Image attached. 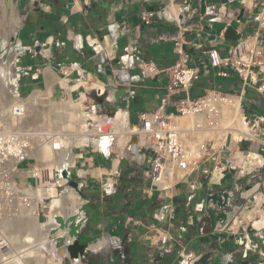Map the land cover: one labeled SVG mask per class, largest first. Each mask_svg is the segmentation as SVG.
<instances>
[{"label": "crops", "instance_id": "obj_1", "mask_svg": "<svg viewBox=\"0 0 264 264\" xmlns=\"http://www.w3.org/2000/svg\"><path fill=\"white\" fill-rule=\"evenodd\" d=\"M5 1L7 8L13 9L14 15L19 19L21 24H16L20 26V30L27 25L37 28L33 44L25 45L19 38L14 44L16 48L21 46L25 48V52L18 54L17 62L19 67L28 70L21 75L16 74L17 87L20 88L21 79L30 77L31 82L37 86L33 88L32 94L37 91L50 92L51 98H72L73 100H78L83 94L89 101L95 96L93 90L97 89H89V85H103L108 91L115 93L116 105H109L104 100H98V103L103 104L102 107L107 104L110 109L126 107V104L130 103L131 121L133 118L131 101H128V96L123 89L116 91L113 88L114 84L122 82L121 78L116 76V71L122 70L133 81H138L140 77H143L142 71L138 67L143 62L153 63L162 70L174 68L179 62V56L173 38H180L188 43L187 50L195 58L192 65L199 66L201 69V80L195 84L192 94L203 92L202 96L207 91L223 90L224 87L227 89L226 93H236L240 91L243 84L241 75L232 66L220 65L215 68H206L204 65L208 62L210 52H216L221 59L225 60L231 57L234 48L240 42H247L251 50L264 51V27H261V23L264 22V0H216L215 3L213 0ZM22 2L26 4L25 7L22 6ZM186 6H190L191 12L195 13L191 19L189 17L191 13L186 14L184 11ZM144 10L159 12L160 15L154 25L147 26L142 23L141 14ZM230 27L237 31L236 35H241L242 38L239 42L226 39V32ZM123 31L127 33L124 34ZM39 34L43 38H39ZM121 41L124 43L123 47H121ZM195 45L197 48L202 46V49H197ZM131 51L133 52L131 53ZM29 55L42 66L36 68L22 66L24 57ZM88 66H91L95 71H88ZM49 72L50 74L54 73L55 79ZM252 72L251 84L247 89L244 105L248 103L247 110L250 113L264 116V94L258 91L259 87L264 85V73L255 67L252 68ZM80 74H84V76ZM168 83V76L163 74L156 79L140 84L138 89L152 91L153 95L165 92V96L151 111L138 114L139 125L136 127L141 125L142 117L145 114L154 112L163 105ZM117 94H120L119 101L116 99ZM100 109L105 112L103 108ZM115 113L116 111L113 115ZM105 115L112 116L106 112ZM245 128L249 130L247 126H244L243 129ZM116 140L118 141L116 145L123 150L125 147L123 140L121 142L118 138ZM232 143L234 144V142ZM233 144L222 154H212L213 160L202 164L198 172L203 167H205V171L212 172L215 165L214 159L217 157L228 162L230 156L235 155L238 163L242 165L244 156L248 152H255L260 153L259 155L264 160L263 147L259 144L247 141L238 142V149L235 148V145L233 147ZM246 144L248 147L244 150L242 146ZM120 157L110 149L109 152L98 151L97 153L86 150L77 153L74 164L71 162L70 170L73 178L74 174L77 176L76 180L82 178L81 182L85 183L86 188L89 180L94 179L102 182V188L103 186H114L118 190L117 195L113 197H107L103 191L100 203L106 206L110 214L122 217L121 221L115 225L112 220L108 221L111 226L110 230L104 235L97 233V242L84 245L81 243V237L90 231L91 227V218L84 211L87 223L79 235V245L72 248L74 258L85 257L86 262L83 264H109L107 248L102 247L99 250H94L102 245L99 244V241L108 234L120 238L126 245L128 256L126 264H182L178 254L183 248L203 257L197 264H264V231L259 232L258 237L252 236L256 247L245 252L242 244L239 246L237 243L241 242L240 240L246 241V237L216 233L218 217L214 211L207 208L210 194L217 195L220 200L212 203L219 207H226L228 222L234 221L244 207L237 204L236 197L230 202L228 198H224V191L232 190V187L225 189L224 183L229 177H232L229 181H232L234 186L235 180L240 178L239 173L228 174L221 183L216 174L212 180V176L208 180L206 174L199 175L194 183H191L189 179L190 184L186 185L190 186L191 197L185 208L189 218L180 222L177 227L178 236H174L171 231L174 241L170 242L165 249H156L154 244L145 238V234L148 226L167 227L166 223L154 220V215L163 207L164 202L160 199L156 186L145 175L149 166L134 165L127 159L117 161ZM117 166L121 170L120 176L113 174L114 168ZM100 169L104 171L101 176L97 177L98 175L91 174V171L95 170L96 172ZM245 180L249 182V178H244V182ZM193 186L198 189L196 193ZM179 187L176 199L166 202L173 205L174 220H177L178 211L182 208L178 201ZM86 188L83 189V193ZM262 192H264V188H262ZM194 194H197V199L194 198ZM261 197L264 198V196ZM139 198L142 199L139 200ZM109 200L113 201L109 202ZM259 200V196L253 197L246 213L239 217L243 228H248L252 223L246 219L247 213L254 212L259 207H262L264 211V204H259ZM89 201L95 205L99 203L96 199ZM204 203L206 207L202 211V207L199 205ZM145 207L147 214L143 215L141 212ZM130 209L140 210V213L138 216L129 215L125 218ZM151 209L154 212L150 216L148 212ZM83 217L82 219L77 217L79 225H81ZM191 218L192 225L189 224ZM105 219L107 220L106 214ZM201 220L206 225L205 231L202 229L204 224ZM138 221L143 222V225L137 224ZM122 226L124 234L121 232ZM183 227L187 231H181L180 228ZM98 228L100 231L105 230L104 223H99ZM128 238L131 239V242ZM67 243L71 242L67 240ZM64 246L63 252L67 249V245ZM114 255L118 256V262L114 259V262L110 263L123 264L120 255L117 252ZM230 255H233L232 259Z\"/></svg>", "mask_w": 264, "mask_h": 264}, {"label": "built area", "instance_id": "obj_2", "mask_svg": "<svg viewBox=\"0 0 264 264\" xmlns=\"http://www.w3.org/2000/svg\"><path fill=\"white\" fill-rule=\"evenodd\" d=\"M184 11L186 14L191 13L189 15L190 19L195 16V13L191 12L190 6H186ZM159 15V12L144 10L141 14L142 23L147 26L154 25ZM261 27H264V22L261 23ZM123 33L126 34L127 32L123 31ZM173 39L176 43V52L179 56V62L174 68L162 70L153 63L143 62L138 66L143 76L140 77L138 81H133L124 71L119 70L116 71V76H119L122 82L119 81L113 85L116 91L123 89L128 96V101H131L136 96L135 90L140 87L142 82L144 83L147 80L156 79L163 74H166L169 78V83L166 87L167 95L163 101V105L156 111L145 114L142 117L140 126L136 127L131 123L130 103L126 104V107H118L115 109L116 112H125L127 115L129 133L127 134L125 150L129 152L131 156L125 159L134 165L149 166L148 172L145 175L156 186L160 194V199L164 202V205H162L163 207L154 215V220L159 223H166L167 227L158 228L156 225L148 226L147 233L145 234V238L154 244L153 246H155L156 249H165L170 242L175 240L171 234L175 212L173 210V205L167 204L166 202L176 199L178 187L183 184H190V177L200 170V166L213 160L212 154L216 153L219 155L227 148H231L230 146L233 144L234 135L230 129V124L234 120V115L236 117V112H239V110L241 111L240 117L243 123L249 127L252 133V136L242 138L240 142L247 141L252 144H259L263 147L262 151H264V116L255 113L249 114L244 105L247 89L251 84V75L253 74L252 68H259V70L264 73V51L251 50V48L247 46V42H240L234 48L231 57L228 59L223 60L216 52H210L208 54V62L204 66H206V68H215L220 65L234 67L243 79L242 87L240 91L236 93H226L221 90L207 91L204 96L193 99L192 90L195 84L201 80V69L199 66L192 65L195 58L191 52L187 50L188 43L180 40V38ZM98 44L100 45V43ZM195 47L197 48V45H195ZM201 47L202 46L197 49L201 50ZM126 51H129V49H126ZM132 52L133 51H131V53ZM27 71L28 70L19 67L17 62V74L21 75ZM81 76H84V74ZM104 88V92L98 89L100 92L91 98V101L86 107L85 115L95 114L104 118L105 112L100 109L101 107L99 106L101 105H99L98 100H104V102L109 105H116L115 93L113 94L108 91L106 87ZM16 90L19 98L23 99L20 96L19 87H16ZM258 91L264 94V85L260 86ZM112 110L114 109L112 108ZM13 117L20 121L14 128H9L7 126L6 118H0V217H2V219L14 215L15 213H20V205L28 204L25 199L23 200V198L20 197L25 190L38 191L39 189L47 190L51 188L48 182L42 185V180L38 176L39 162L37 158L34 157V152L44 143H54L55 152H61L64 150L63 142L67 140L63 135L52 132L33 133L32 130H25V128H23V120L25 118V111L23 108H15ZM185 117H193L191 122L192 125L182 124L180 119ZM87 121L86 133L92 134L91 136L99 141L105 139L115 141V137L112 134L109 135L114 131L111 126L110 130L103 131V128L101 127L100 129L98 126L99 124L95 123L93 120L88 119ZM225 132H227V136L224 143H222V140H216L220 135H224ZM202 137L205 139L204 141H200ZM133 138L140 139V143H132ZM142 141L144 143L143 145ZM91 145L93 146V150L90 151L97 153L99 150L96 149L94 144ZM90 147L89 145L87 147L72 148L71 157L76 158L77 149L86 151ZM109 149L111 152H114L112 146ZM134 149L137 150V155L134 153ZM253 154H257L261 158L259 163L253 164V160L250 159ZM259 154L260 153L248 152V154L244 156L242 165L238 163L235 155H231L227 163H224L217 157L214 159V170H212V172H205L208 180L210 176H212V180L216 174L219 177L220 183L228 174L239 173L240 178L235 180L232 190L228 192L224 191L225 194H223L224 198L229 199V202L236 197L237 204H239L240 207H244L234 221L229 223L227 217L228 210L225 209L226 207L214 205L211 199H209L210 202L207 208L214 211L218 217L216 233L246 237V241L240 240L241 242L237 243L239 246L242 244L245 252H247L246 250L248 249L250 250L256 247L253 237H258L259 235V231L254 227L253 222L248 228H243L239 221V217L246 213V209L252 203L251 199L253 197L255 198L256 195L264 196V192H262V188H264V160ZM27 162L33 163L32 172H23L21 170V166ZM71 162H73V160L66 161V164L70 167ZM247 163H249L248 168H246ZM70 169L71 167L69 170ZM61 170L55 169L54 172L46 171L44 173L45 179H48L50 183H55V189L59 192V196L63 197L66 195L68 189L77 190L70 186L67 179L62 177ZM25 173L30 175L25 176ZM52 174H54V177H52ZM24 178L34 179L36 185L27 187L20 186L19 180ZM244 178H249V186L245 184ZM81 179L82 178L78 181L81 182ZM63 180L67 182L61 184ZM218 185L220 186L221 184ZM84 188H86V185ZM84 188H82V190ZM193 189L195 193L198 191L195 186H193ZM103 191L107 197H113L118 193V190L114 188V186H103ZM212 196L217 195L210 194V197ZM194 198L197 199V194ZM85 202L89 203V200H84V204ZM199 206L202 207L201 210L204 211L206 204H200ZM83 207L84 206L81 208V214L84 215V217L81 225H78L79 233H81V230L85 228L87 223ZM79 216L77 217L79 218ZM191 220L192 218L189 220L190 225H192ZM76 222L75 224L77 225ZM201 222L204 224L202 229L205 231L206 225L204 221L201 220ZM136 223L143 225L141 221ZM180 230L187 231L184 227L180 228ZM70 231L69 227V235ZM71 238H74L75 241V237ZM105 239L110 242L108 246H103V248H107L109 251L108 262H114V253L117 252L123 264H126L128 256L126 254V245L124 242L120 238L108 234L100 241ZM128 240L131 242L130 238H128ZM74 241L69 244H73ZM64 244H67L66 241ZM178 255L182 264H197L203 258L189 251L187 248L181 249ZM232 256L233 255H230L231 259ZM84 258L85 257L71 258L68 253L65 261L69 260L71 264H83Z\"/></svg>", "mask_w": 264, "mask_h": 264}, {"label": "bare ground", "instance_id": "obj_3", "mask_svg": "<svg viewBox=\"0 0 264 264\" xmlns=\"http://www.w3.org/2000/svg\"><path fill=\"white\" fill-rule=\"evenodd\" d=\"M5 6H6V1L0 0V8L2 9V7L4 8ZM10 21L11 23L10 25H8L7 29L5 28V31H3V35L9 43L13 44L20 30V26H18L16 23H13L14 21L12 20ZM0 22H1V18H0ZM247 46L250 48L249 44H247ZM23 52H25V49H22L21 47L20 48L13 47V48H10V50L8 51V59L4 60L0 58V99L2 97H6V99L8 98V101H9V104L7 107L0 108L2 110L3 115H5L4 118L9 120V122H12L14 126L20 123V121L17 120V118L13 117V112L15 108H18V107L23 108L25 111L24 120H27V119H30V111L34 110L36 111V113H39L41 111H45L48 108L50 109V107L53 106L52 111L54 112L56 111L57 113L59 112L62 115V117H64L62 121H63V125H65V128L66 129L68 128L71 131L73 130V132L75 131L76 133L66 138L67 140H64L63 142L64 150L61 152H55L54 143L41 144L42 146L36 152H34V157H36L39 162L38 164V172H39L38 174L39 175L38 176L42 180V185H45L46 182L52 185V187H54V190L53 189H50V190L51 192L53 191L52 193L56 197H54L53 203L50 204L51 213L49 216V222L46 224L47 225L46 231L43 233L41 223L38 219V211L40 212L41 207L46 209V205H48V202L50 200L47 198L45 199V196H46L45 194H43V197L41 198L40 197L41 195H39V191L25 190L24 193L20 195V197H22L23 200L25 199L28 202V204L20 205V208H21L20 215H19V218L17 217V222H16L18 227H20V229L18 230L21 231V228H22L27 233L31 232L30 234H28L27 237H29L32 242L34 241L35 243H33V245L35 244L36 246L32 245L31 246L32 249L29 248V250L27 248L26 249L22 248L24 249L22 252L14 253L17 255L14 259H16L19 262L21 261L22 258H25L29 254L39 253V257L37 258L40 259L41 264H62V258L57 256L56 248L54 247V243L51 240L53 237L51 236L52 229L61 228V226L70 227L71 222H72L71 218L75 217L76 218L75 222H76L77 216L79 215H80L79 219H82L84 215L81 214V208L84 205V200L79 194V192L73 189H68L66 192V195L59 198L60 197L59 192L55 189V183H50L48 179H45L44 172L46 171L54 172L55 169L61 170L64 168V165H67L66 161H69V160H73V164H74L75 158L71 157V149L74 147H87L91 144H94L99 151H104V152H109V148L112 145H114V148H115L114 150L118 151L119 149L120 152L122 153L121 157L117 159V161H121L122 159L130 157L131 154L125 150V147L123 150H121L116 145L118 143V141L116 140L117 138L120 139L119 142L123 140L124 144L126 143L127 134L129 133L127 115L125 112H121V111L116 112L111 117L104 114V118L97 116L95 114L85 115L86 107L88 103L91 101V99L89 101L86 100L85 95H81V97L77 101H74L72 98H68L67 101L60 102L56 105L51 101L50 92L44 93V92L37 91L29 99L19 98L17 90H16L18 78L16 76L15 64L17 62L16 59H17L18 54H22ZM50 75L54 77L55 79L53 72H51ZM93 88H97L93 90L95 95H97L98 92H100V90L104 92L103 85H91L90 84L89 89H93ZM54 105H55V108H54ZM236 114H237L236 117L234 115L233 117L234 120L230 124V129L234 135L233 147L235 145V148L238 149L237 147L238 142L240 143L242 138L252 136V133L249 131L250 129L249 130H247L246 128H245L246 130L243 129L244 126H247V125L243 123L242 118L240 117L241 111L239 110V112H236ZM88 119H91L95 123L99 124L98 126L100 127V129L102 127L103 131L110 130L111 129L110 126H111L112 130L114 129V131L110 133L109 135L112 134L115 137V141L111 139L110 140L105 139L103 141L101 140L96 141L95 140L96 138L94 139V137L89 135V133H86V124L88 122L87 121ZM192 119L193 117H189V118L185 117V118H181L180 121L182 122L183 125L185 124L192 125L191 123ZM226 133L227 132H225L224 135H220L216 140H222V143H224L226 140V136H227ZM204 140L205 139L203 137L200 139V141H204ZM132 143L139 144L140 139L133 138ZM143 144L144 143L142 141V145ZM134 151H135L134 153L137 155V150L134 149ZM250 159L253 160L252 161L253 164H256V163H259L261 158L257 154H253ZM248 167H249V163L246 164V168ZM94 172L95 170L91 171V174L93 176L98 175L97 177H99L103 174L104 171L100 169V170H97L95 174H93ZM113 174L116 176L121 175V170L118 166L114 168ZM26 175H29V174L26 173ZM52 177H54V174H52ZM66 182H67L66 180H63L61 181V184H64ZM259 204L261 205L264 204V198H260ZM59 216H62V217H59ZM245 217L247 220L254 223V227L259 232L264 231V211L262 207H259V209H257L254 212L247 213ZM76 223L77 225H79L78 222ZM68 231L60 230L59 233L60 235L67 236L68 242H73L74 238H71L69 236ZM11 237H13V235ZM14 242H16L14 241V239L12 241L11 240L8 241L7 238L4 241L0 240V254H2L1 258L7 256L9 252L14 250L15 248ZM59 242H60V239H59ZM59 242H57V245H59V248H60L61 244ZM99 244H102V245H100L99 248L98 247L95 248L94 250H99L105 245L108 246L110 242L105 239L103 241H100ZM65 252L60 253V250H59V253L61 256L64 253L65 254L64 256L67 257L68 256L67 249Z\"/></svg>", "mask_w": 264, "mask_h": 264}, {"label": "rangeland", "instance_id": "obj_4", "mask_svg": "<svg viewBox=\"0 0 264 264\" xmlns=\"http://www.w3.org/2000/svg\"><path fill=\"white\" fill-rule=\"evenodd\" d=\"M213 2L215 3L216 0H213ZM22 3H23L22 6L25 7L26 4H24V2H22ZM0 16H1L0 17L1 18V22H0V55H2L5 50H8L10 48V46H13V44L9 43L7 41V39L4 37L3 31H5V28L7 29L8 25H10V23H11L10 20L14 21L13 23H18L19 25L21 23H19V19L14 15L13 9H11L10 7L7 8V6H6L4 8L2 7V9L0 8ZM35 32H37V28L35 26L27 25L22 30H19L15 40H17V38H19L20 40H22L24 42L25 45L33 44V40H34L33 38H34ZM40 37L43 38L42 35L39 34V38ZM123 45H124V43L121 41V47H123ZM21 65L24 67L32 66L34 68L42 66L38 63V61L33 60L31 55H29L28 57H24ZM87 70L93 71L94 69L91 66H88ZM151 83H153V82H151ZM151 83H150V85H151ZM34 87H37V86H36V84H33L31 82L30 77H24L23 79H21V83H20V88H19L20 96L23 99H29L34 94V93L32 94ZM213 89H219V88H213ZM221 91L225 92V91H227V89L224 87V89ZM203 94H204L203 92H194L192 94V98L197 99V98L201 97ZM164 96H165V92H159L158 95H153L152 91L138 89L136 91L135 98L133 100H131V114L133 116L131 123L134 126L139 125L138 114L140 112L151 111L153 108H155L157 106L158 103H160L162 97H164ZM51 101L56 105L60 102L67 101V99H64V98L62 99L60 97H57V98H51ZM8 104H9L8 98L6 99V97H2L0 99V108L7 107ZM55 105H54V108H55ZM99 105H101V104H99ZM102 106H103V104L99 107L103 108L105 110V112L110 114V115H112L113 112L115 111V109L114 110L110 109L109 105H107V104H105L104 107H102ZM245 108L247 110L248 103H245ZM52 109H53V106H51L50 109L48 108L45 111H41L39 113H36V111H34V110L30 111V119L23 121V128H25V130H32L33 133L52 132L55 134L63 135V137H65V138H68L70 135L75 134L76 133L75 131L73 132V130L71 131L68 128L66 129L65 125H63L62 120L64 119V117H62V115L59 112H58L59 113L58 114L56 111L55 112L52 111ZM171 111H173V110H171ZM247 112L250 114L249 110H247ZM4 116L5 115H3L2 110L0 109V118L4 119ZM35 118H37V119H35ZM6 121H7V126L9 128L15 127V125L13 126V123L9 122V120L6 119ZM89 135H92V134L89 133ZM90 146L91 147L89 149H87L89 151L93 150V146L92 145H90ZM112 147L114 148V145H112ZM242 147L244 150H246L248 147V144H246ZM80 151L81 150H79V149L76 150L77 153H79ZM114 151L118 155L121 156L122 153L120 152L119 149H118V151L120 154L118 153L117 150H114ZM223 162L227 163V161H223ZM21 169L23 172H25V171L32 172L33 171V163L27 162L21 166ZM205 172H206L205 167H203L200 172L194 173L190 177V182L191 183L196 182L199 175H201V174L204 175ZM93 174H95V172ZM25 176H26V173H25ZM76 177H77L76 174H74L75 180H76ZM231 178L232 177H229L228 180L224 183L225 189H230L233 186V182L229 181V180H231ZM245 183H246V185L249 184V182L247 180H245ZM19 185L22 187H27V186H31V185L33 186V185H36V181L32 178H30V179L24 178V179L19 180ZM50 189L54 190V187H52V185H51V188H49V190H42V189L38 190L39 195H41L40 196L41 198L43 197V194H45L46 195L45 199L47 198L51 201V202L49 201L48 205H46V209L41 207L40 212L38 211V219L41 223L43 233L46 231V227H47L46 224L49 222V216L51 213L50 204L53 203V199H54V197H56L55 195H53V193H52L53 191L51 192ZM179 192H180V197H179L178 201L182 205V208H181V210L178 211L177 220H174L173 226L171 228L172 234L174 236H178L179 232H178L177 227L179 226L180 222L182 220H186L189 218V216H187V212H186L185 208L187 207V204H189V202H190V197H191L190 186L186 185V184L181 185L179 187ZM102 193H103L102 182L100 180L90 179L87 188L84 190V195L88 200L96 199L99 201V203L95 205V204H91V201H89V203L85 202V204L83 205L84 211H86V213L91 218L90 231L84 233V235L81 237V243L84 245L92 243V242H97L98 241V239L96 238L97 233H101V235H104L105 233H107L110 230L109 228L111 227L110 223H108V221L112 220L113 225H115V224H118V222L121 221V219H122V217L116 216L117 214H110L108 209L106 208V206H104L103 204L100 203ZM59 198H61V197H59ZM259 198H263V197L259 196ZM45 199H43V200H45ZM141 199L142 198H139V200H141ZM194 203H192L193 206H194ZM139 211L140 210H137V209H130V212L126 214L125 218H127V216H129V215L138 216V214L140 213ZM152 212H154L153 209H151L148 212V215L151 216ZM141 213L143 215L147 214V208L145 207ZM105 214L107 215V220L105 219ZM19 215H20V213H17V214L15 213L14 215L7 216L4 219H2V217H0V236H1L0 240L4 241L7 238L8 241H10V240L12 241L13 239H14V241H16V242H14V246H15L14 250L9 252L8 254L6 253L7 256L2 257L3 258L2 259L1 258L2 254H0V264H38L39 262H40L39 264H41L40 259L37 258V257H39V253L29 254L25 258H22L21 261H19V262L16 259H14L17 256L14 253H20L26 248L28 250H29V248L32 249L31 246L33 245V243H35L34 241L32 242L29 237H27L28 234H30L31 232L27 233L22 228H21V231L18 230V229H20V227H18L16 222H17V217L19 218ZM59 217H62V216H59ZM99 223H104L105 230L100 231V229L98 228ZM60 230H63V231L67 230L68 231L69 227L61 226V228L52 229L51 236H53V237L51 240L54 243V247L56 248L57 256L62 258V264H71V261H69V260L65 261L66 256H64L65 255L64 253L62 256L60 255L59 245L56 244L57 242H59V239H61V238H64L65 239L64 242L66 241V243H67V236L60 235V233H59ZM121 232H122V234H124V227L123 226L121 228ZM68 233H69V231H68ZM1 234H3V235H1ZM12 235H13V237H11ZM21 236H23L24 238ZM55 241H56V243H55ZM33 246H36V245L34 244ZM22 248H24V249H22ZM114 259L118 262V256L117 255H114ZM85 262H86V260L83 261V263H85ZM109 264H114V263H109Z\"/></svg>", "mask_w": 264, "mask_h": 264}, {"label": "water", "instance_id": "obj_5", "mask_svg": "<svg viewBox=\"0 0 264 264\" xmlns=\"http://www.w3.org/2000/svg\"><path fill=\"white\" fill-rule=\"evenodd\" d=\"M236 30L233 28V27H230L228 30H227V32H226V39H231L232 41H234V42H239L240 40H241V35H236ZM230 35H231V38H230ZM15 42H16V40L14 41V43H13V46H10V48L12 47H14V44H15ZM20 46V45H19ZM9 48V49H10ZM21 48L22 49H25L24 47H22L21 46ZM9 49L8 50H5L4 52H3V54L2 55H0V58L1 59H8V51H9ZM17 60H19V59H16V61ZM16 65H17V62H16V64H15V67H16ZM122 94V93H121ZM119 98H120V94H117L116 95V99H117V101H119ZM61 175H62V177L63 178H65V179H67L68 181H69V183H70V186H72V187H74L78 192H79V194L81 195V197L83 198V200H85V201H88V199L85 197V195H84V193H83V190H82V188H84L85 187V184L84 183H82V182H79L78 180H75V179H73L72 178V174H71V172H70V170H69V166L68 165H64V168L61 170ZM105 199V198H104ZM103 199V200H104ZM209 199H211V200H213V201H217V200H220V198H219V196H212V197H210ZM113 200H109V202H112ZM72 219V222H71V226H70V236L71 237H75V241H74V243L73 244H69V245H67V251H68V253H69V255H70V257L71 258H74L75 256L72 254V248L73 247H75V246H77V245H79V235H80V233L78 232V230H79V226L78 225H76L75 224V220H76V218L74 217V218H71ZM65 239L64 238H62V239H60V244L61 243H64L63 241H64ZM65 247V246H64Z\"/></svg>", "mask_w": 264, "mask_h": 264}, {"label": "trees", "instance_id": "obj_6", "mask_svg": "<svg viewBox=\"0 0 264 264\" xmlns=\"http://www.w3.org/2000/svg\"><path fill=\"white\" fill-rule=\"evenodd\" d=\"M113 116V115H112ZM64 250V243H61L60 245V253H62ZM244 264H247V263H244Z\"/></svg>", "mask_w": 264, "mask_h": 264}]
</instances>
